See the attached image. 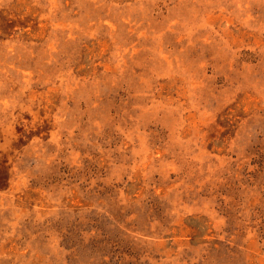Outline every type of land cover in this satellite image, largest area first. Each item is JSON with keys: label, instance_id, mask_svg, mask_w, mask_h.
Segmentation results:
<instances>
[{"label": "rangeland", "instance_id": "obj_1", "mask_svg": "<svg viewBox=\"0 0 264 264\" xmlns=\"http://www.w3.org/2000/svg\"><path fill=\"white\" fill-rule=\"evenodd\" d=\"M0 264H264V0H0Z\"/></svg>", "mask_w": 264, "mask_h": 264}]
</instances>
